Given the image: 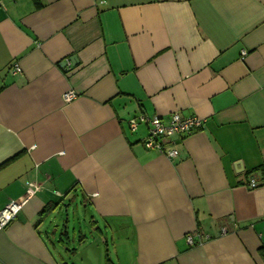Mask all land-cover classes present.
<instances>
[{
  "label": "crops",
  "instance_id": "0c3cea01",
  "mask_svg": "<svg viewBox=\"0 0 264 264\" xmlns=\"http://www.w3.org/2000/svg\"><path fill=\"white\" fill-rule=\"evenodd\" d=\"M11 201L0 264H264V0H0Z\"/></svg>",
  "mask_w": 264,
  "mask_h": 264
},
{
  "label": "built area",
  "instance_id": "2783aa9c",
  "mask_svg": "<svg viewBox=\"0 0 264 264\" xmlns=\"http://www.w3.org/2000/svg\"><path fill=\"white\" fill-rule=\"evenodd\" d=\"M244 53H242L243 55ZM9 70L12 74L20 75L21 69L16 63H12ZM75 98L73 91H68L62 95L64 103H68ZM138 121H145L148 125V133L143 140V145L148 149H157L161 154L168 158L177 156V151L174 148H167L162 145L161 139L168 140L175 136L188 135L193 131L199 130L202 127V119L198 117L181 118L176 112L171 113L167 120L164 122L161 118L153 116L150 119H146L142 116L137 119L129 121L130 128L134 129ZM251 188L256 186L254 180L249 182ZM21 210V204L16 202H9L5 207L0 210V231L12 220L16 218ZM187 242L190 243L191 239L188 237Z\"/></svg>",
  "mask_w": 264,
  "mask_h": 264
},
{
  "label": "trees",
  "instance_id": "16d2710c",
  "mask_svg": "<svg viewBox=\"0 0 264 264\" xmlns=\"http://www.w3.org/2000/svg\"><path fill=\"white\" fill-rule=\"evenodd\" d=\"M259 253L261 254V256L264 258V251L262 249L259 250Z\"/></svg>",
  "mask_w": 264,
  "mask_h": 264
}]
</instances>
